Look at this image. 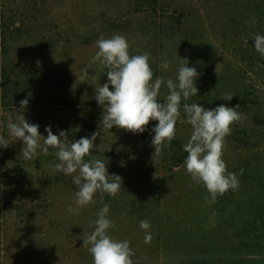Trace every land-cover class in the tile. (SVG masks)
I'll return each instance as SVG.
<instances>
[{"label":"rangeland","instance_id":"rangeland-1","mask_svg":"<svg viewBox=\"0 0 264 264\" xmlns=\"http://www.w3.org/2000/svg\"><path fill=\"white\" fill-rule=\"evenodd\" d=\"M117 34L131 55L150 53L153 82L178 83L182 64L197 69L198 93L182 99V120L184 103L239 105L243 118L223 154L238 190L211 202L192 180L182 147L192 132L187 123L177 122L171 146L155 157L158 121L144 133L100 130L104 109L95 89L108 83L107 69L90 61L96 42ZM257 34L264 35V0H0V136L10 143L0 147V264H93L82 236L94 231L104 204L115 221L109 235L130 242L134 264H264V56L254 47ZM167 94L162 85L159 102ZM24 99L22 114L45 138L49 126L55 135L66 131L69 145L100 131L84 159H100L109 175L122 177L119 195L105 193L101 201L97 193L95 204L69 212L79 187L53 170L57 149L24 159L23 141L9 133ZM141 220L150 222V244Z\"/></svg>","mask_w":264,"mask_h":264},{"label":"clouds","instance_id":"clouds-1","mask_svg":"<svg viewBox=\"0 0 264 264\" xmlns=\"http://www.w3.org/2000/svg\"><path fill=\"white\" fill-rule=\"evenodd\" d=\"M253 41L256 51L264 56V35H255ZM96 43L98 51L90 63L98 62L101 67L106 68L108 77V83L95 89V99L104 109L100 130L108 131L116 126L132 133H144L151 121H158L152 129L155 133L151 142L155 157L171 146L176 137L177 122L187 123L192 126V132L190 139L182 147L188 154L184 164L192 180L196 184H203L211 202H215L218 196H223L229 190H238L240 182L237 174L227 171L223 154L225 138L231 135L232 125L243 118L236 111L239 105H220L210 110L198 103H184L183 112L187 119L182 120V99L187 101L198 93L196 81L199 73L195 67H189L188 63L182 64L178 69V83L172 79L165 81L162 77H157L153 82L150 53L131 55L127 39L119 34L100 39ZM160 67L167 70L169 63L165 61ZM162 85H166L168 89L163 103L158 100ZM232 98V95L225 94L224 100L231 101ZM28 104V99L20 101V115L16 117L18 122L13 123L9 118V133L17 141H23L21 155L24 159H32L37 155L38 149L45 155L49 148L57 149L55 155L59 162L52 165L53 170L72 176L73 183L79 187L75 193L77 208L69 206V212L78 213L81 208L95 204L94 197L97 193L100 194L101 201L105 193L111 197L119 195L122 177L109 175L106 164L100 159L93 157L87 162L84 159L85 156H91L100 131L94 132L91 138H80L69 145L66 143V131L55 135L49 126L45 138L40 134L39 126L30 124L22 114ZM41 137H44L43 146ZM9 144L0 136V147L6 148ZM208 200L209 197L206 196L205 201ZM109 210L110 206L104 204L98 213V219L93 222L94 231H84L83 247L88 248L93 264H134L132 257L135 253L130 242L119 241L109 235L108 230L115 227V221L108 218ZM140 227L145 230L144 243L150 244L153 239L147 231L151 227L150 222L141 220Z\"/></svg>","mask_w":264,"mask_h":264}]
</instances>
